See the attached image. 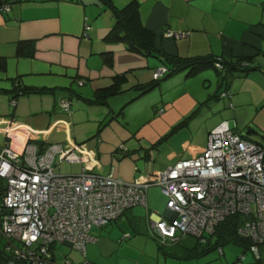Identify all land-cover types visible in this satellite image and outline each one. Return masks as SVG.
Masks as SVG:
<instances>
[{
    "label": "crops",
    "instance_id": "0c3cea01",
    "mask_svg": "<svg viewBox=\"0 0 264 264\" xmlns=\"http://www.w3.org/2000/svg\"><path fill=\"white\" fill-rule=\"evenodd\" d=\"M111 1L122 8L134 0ZM136 1L140 20L154 32L158 49L181 57L244 58L259 70L235 79L231 97L216 99L219 87L211 69L192 77L181 71L155 78L158 69L166 68L158 57L104 40L114 16L100 0L11 1L9 11H0V151L7 145L23 154L31 145L41 155L50 146L76 144L79 160L65 163L55 155L57 173L85 170L125 182H153L179 160L199 156L210 131L221 123L243 134L241 106L261 107L254 120L264 130V0ZM167 31L189 36L175 39ZM110 52L108 64L105 53ZM122 75L125 81L105 103L92 102L97 91L113 86ZM156 79L161 80L149 91L137 90ZM25 88L42 90L23 93ZM61 98L71 101V112L62 109ZM191 114L184 127L157 144ZM6 186L0 179V199ZM155 186L161 190L149 186L146 205L127 209L107 226L95 228L94 243L103 247L115 238H130V230H139L137 225L151 231V221L166 216L163 192V212L153 209L158 207L154 191L149 203V189Z\"/></svg>",
    "mask_w": 264,
    "mask_h": 264
},
{
    "label": "built area",
    "instance_id": "2783aa9c",
    "mask_svg": "<svg viewBox=\"0 0 264 264\" xmlns=\"http://www.w3.org/2000/svg\"><path fill=\"white\" fill-rule=\"evenodd\" d=\"M11 1L0 0V11H9ZM167 36L180 39L189 33L167 31ZM166 70L158 69L155 78ZM60 106L71 112L69 99L61 98ZM78 149L76 144L50 146L39 155L31 145L23 154L2 147L0 179L7 186L0 200V232L17 256L42 264L39 255L48 262L55 244H68L85 257L87 244L98 239L93 228L108 225L131 207L146 205L148 187L158 185L167 204L166 216L151 221L157 241L169 244L188 234L204 241L220 222L241 213L248 220L238 233L253 240L251 251L259 258L264 243V146L233 132L228 122L210 131L199 156L179 160L153 182H125L85 170L57 173L55 155L62 162L77 161Z\"/></svg>",
    "mask_w": 264,
    "mask_h": 264
},
{
    "label": "trees",
    "instance_id": "16d2710c",
    "mask_svg": "<svg viewBox=\"0 0 264 264\" xmlns=\"http://www.w3.org/2000/svg\"><path fill=\"white\" fill-rule=\"evenodd\" d=\"M107 8L111 10L114 16V24L109 30V32L104 37L109 43L122 42L126 44L129 50H132L137 53H141L143 55H152L158 57L162 63L166 66L167 70L162 75L164 78L173 76L181 71H185L187 76H195L198 73L207 70L214 69L218 73V93L214 97L219 98H229L231 97L230 88L235 79L239 77H245L250 72L254 70H259L258 66L252 65L250 60L239 58L237 60L233 59H225L219 56H194V57H181L178 55H171L166 53L165 51L158 49L155 46L154 32L148 29L140 20L139 16V3L134 0L129 2L126 6L122 8H118L115 6L111 0H100ZM176 39V38H175ZM105 60L108 64H111L112 57L111 52L105 53ZM221 65L218 66V65ZM161 75V76H162ZM126 79L125 75L117 76L116 82L113 86L105 89H101L97 91L95 99L92 102L103 104L106 99L113 95L120 86L119 83L124 82ZM161 79L153 80L150 84L147 85H139L137 86V90L140 94H143L149 91L151 88L155 87V85ZM42 89H32L25 88L23 89V93L37 92ZM221 91V92H220ZM209 100L206 102L208 103ZM230 106L233 104L230 102ZM193 114L188 116L185 120L176 124L170 132H168L157 144H160L166 141L173 133L177 130L181 129L187 124L188 119L192 118ZM248 132L245 134H240L246 139H250L249 134L252 132L255 133L257 130L249 123ZM234 132V131H233ZM253 141V140H251ZM256 142V141H254ZM258 143V142H257ZM260 144V143H259ZM2 199V198H1ZM0 199V200H1ZM133 208V207H131ZM130 209V208H129ZM125 212V211H124ZM248 220V217L244 216L241 213L232 214L227 217L224 221L220 222L216 228V230L211 234H205L202 238H199L200 243H209L211 238L215 237V244L210 248H206L198 254V257L205 255L208 251H211L215 248H222L225 244L234 243L243 248V253L245 254L248 250H252L253 240L250 238H246L241 236L238 233V229ZM3 236V235H2ZM4 239V248H0V259L4 262V264H37L35 260L29 258V256L22 257L17 256L13 251L7 249V240ZM182 239V237H181ZM180 240L169 243V244H177ZM160 248L167 244H162L158 241ZM263 244V243H262ZM261 244V245H262ZM222 246V247H221ZM260 247V246H259ZM52 249V258L47 262L46 258L40 256L39 263L42 264H55L56 254L54 250V246ZM165 250V249H160ZM167 251V250H166ZM168 252V251H167ZM168 255L172 257H177L176 252L168 253ZM191 257V255H189ZM89 264V263H88ZM237 264V263H234ZM243 264V263H240ZM246 264H263L261 254L259 258H255V261L246 263Z\"/></svg>",
    "mask_w": 264,
    "mask_h": 264
},
{
    "label": "rangeland",
    "instance_id": "374dc122",
    "mask_svg": "<svg viewBox=\"0 0 264 264\" xmlns=\"http://www.w3.org/2000/svg\"><path fill=\"white\" fill-rule=\"evenodd\" d=\"M211 70L215 76V86H217L219 75L214 69ZM254 74L255 73H252V75ZM260 74L262 75V73ZM245 88L250 90V87L247 85H245ZM262 104L264 105V100ZM239 109V129H243V133L246 134L248 132V126L246 127V125L252 121L251 125L257 132L249 134L250 139L264 146V130L256 127V123H258L256 122L259 114L258 110H260L261 107L241 106ZM64 166L65 165H62V170ZM154 188L157 189L154 190ZM158 188L159 187L155 186L149 189V203L151 204V193L154 191L155 196L153 201L158 207H154L153 209L163 212L165 210V197L161 193L162 190ZM138 227L139 230L137 232L130 230L132 234L130 238L123 240L121 238H115L114 242L107 241L103 247H101L98 242L88 243L86 246L87 257H84L81 251L68 244H55L56 264H88L89 261L91 264H246L255 261L256 258L252 251L248 250L244 254L243 248L234 243L225 244L223 247L221 246L223 253L220 252V247H218L198 257L201 251L215 244L216 238L213 237L210 239L211 241L209 243L204 244L200 243L199 238L192 234L184 236L177 244H167L160 248L158 241L153 238L148 227L137 225L136 228L135 226L136 229H138ZM95 228L92 229V234L98 237ZM0 245L3 246L1 236ZM160 249H165L169 253L176 252L178 256L172 257L165 255ZM260 254L264 264V243L260 245ZM189 255H191V257Z\"/></svg>",
    "mask_w": 264,
    "mask_h": 264
},
{
    "label": "clouds",
    "instance_id": "9594fccd",
    "mask_svg": "<svg viewBox=\"0 0 264 264\" xmlns=\"http://www.w3.org/2000/svg\"><path fill=\"white\" fill-rule=\"evenodd\" d=\"M159 78V77H158Z\"/></svg>",
    "mask_w": 264,
    "mask_h": 264
}]
</instances>
